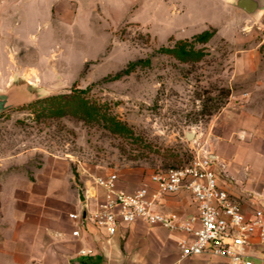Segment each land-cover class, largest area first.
Here are the masks:
<instances>
[{"label":"rangeland","instance_id":"obj_1","mask_svg":"<svg viewBox=\"0 0 264 264\" xmlns=\"http://www.w3.org/2000/svg\"><path fill=\"white\" fill-rule=\"evenodd\" d=\"M138 4L136 11L111 3L95 12L79 4L72 22L51 21L27 7L34 20L25 41L40 54V72L17 79L24 104L0 115V159L42 167L51 157L72 173L77 199L96 176L116 173L141 184L187 165L198 146L213 152L214 131L230 104L264 114L258 88L264 87V61L258 68L255 61L251 74L241 62L264 40L256 26L264 10L245 16L258 18L238 30L244 14L223 0H153L151 10L144 0ZM204 31L215 34L207 43L193 42ZM180 41L191 42L201 59L185 63L162 51ZM260 52L264 57V45ZM73 93L99 105L103 117H53L29 107Z\"/></svg>","mask_w":264,"mask_h":264},{"label":"crops","instance_id":"obj_2","mask_svg":"<svg viewBox=\"0 0 264 264\" xmlns=\"http://www.w3.org/2000/svg\"><path fill=\"white\" fill-rule=\"evenodd\" d=\"M138 1L0 0V94H9L15 107L23 105L18 97L17 79L40 72L35 65L40 54L29 49L25 41L26 31L34 20L25 13L27 7L51 21L68 18L72 22L77 13L74 7L79 4L94 12L98 5L110 9L111 3L123 10L136 11ZM223 1L237 8L235 0ZM147 2L151 10L153 0H144ZM261 3L264 5V0ZM238 10L244 14L238 30L244 29L245 22L258 18L247 19L245 16L250 14ZM263 18L264 15L256 25L262 31ZM124 24L128 23L123 22L120 27ZM263 45L264 40L242 55L245 74L255 71V61L257 68L264 61L260 52ZM258 88L264 90L262 86ZM235 105L239 104L224 109L219 119L212 154L219 185L250 212L264 203L256 196H264V114L253 112L249 104L231 107ZM22 166L0 159V264H229L227 259L209 253L182 258L179 243L186 237L183 232L150 226L143 221L121 224L114 236L89 222L80 225L69 214L79 211L83 203L94 208L98 201H81V189L75 199L72 173L62 170L51 157H45L42 167ZM146 184L151 185L149 177L138 184L135 179L119 176L117 186L132 193ZM158 211L175 215L181 222L197 213L186 192L163 197ZM78 228L80 237H73ZM81 250L92 253L80 255ZM247 255L253 264H264V241L252 237Z\"/></svg>","mask_w":264,"mask_h":264},{"label":"built area","instance_id":"obj_3","mask_svg":"<svg viewBox=\"0 0 264 264\" xmlns=\"http://www.w3.org/2000/svg\"><path fill=\"white\" fill-rule=\"evenodd\" d=\"M205 146L193 149L187 165L151 174L152 186L146 184L132 193L118 188L116 173L94 177L81 192L84 201L95 200L97 205L91 208L83 203L79 211L69 214L70 219L80 225L92 223L109 236H114L121 224L143 221L183 232L186 237L179 243L182 258L209 253L229 264H253L247 249L254 236L264 241V203L245 211L242 203L219 185L214 156ZM182 192L189 194L196 215L181 222L175 215L158 211L163 197ZM256 196L264 201L263 195ZM80 235V228L73 232V237ZM91 253L80 251V255Z\"/></svg>","mask_w":264,"mask_h":264},{"label":"trees","instance_id":"obj_4","mask_svg":"<svg viewBox=\"0 0 264 264\" xmlns=\"http://www.w3.org/2000/svg\"><path fill=\"white\" fill-rule=\"evenodd\" d=\"M215 32L204 31L193 37L195 43H207L214 36ZM163 52L174 55L181 62L189 63L201 59L202 52L196 51L191 42L180 41L172 49H162ZM127 73V71H125ZM30 108L34 109L40 115H47L53 117H63L66 115H73L85 121H94L103 117L100 106L90 103L83 98L80 93H73L69 95H58L39 99L31 103ZM220 105L215 110H218ZM212 113L209 112V115ZM110 120V119H109ZM112 126L123 128L122 125L114 120H110Z\"/></svg>","mask_w":264,"mask_h":264},{"label":"water","instance_id":"obj_5","mask_svg":"<svg viewBox=\"0 0 264 264\" xmlns=\"http://www.w3.org/2000/svg\"><path fill=\"white\" fill-rule=\"evenodd\" d=\"M234 4L238 9L250 15L264 10V5L261 3V0H235ZM13 108H15V105L12 102L11 96L7 93L0 94V115ZM187 137L188 139H192L193 134L188 133ZM80 199L84 201L82 192L80 193Z\"/></svg>","mask_w":264,"mask_h":264}]
</instances>
